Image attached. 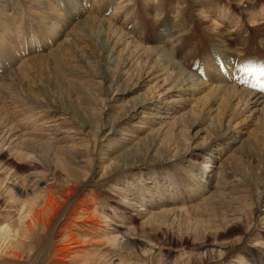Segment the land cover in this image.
I'll return each instance as SVG.
<instances>
[{"label":"rangeland","instance_id":"374dc122","mask_svg":"<svg viewBox=\"0 0 264 264\" xmlns=\"http://www.w3.org/2000/svg\"><path fill=\"white\" fill-rule=\"evenodd\" d=\"M263 7L0 0V226L18 232L0 244V264H62L70 234L82 253L63 264H264V108L215 95L210 112L196 114L190 100L171 105L175 121L153 106L170 87L174 100L188 79L212 78L218 54L261 67ZM199 88L191 94L202 109L213 95ZM226 124L239 133L219 140ZM89 210L100 225L85 220ZM35 211L41 222L28 233Z\"/></svg>","mask_w":264,"mask_h":264},{"label":"bare ground","instance_id":"6f19581e","mask_svg":"<svg viewBox=\"0 0 264 264\" xmlns=\"http://www.w3.org/2000/svg\"><path fill=\"white\" fill-rule=\"evenodd\" d=\"M51 6V5H50ZM57 7V6H56ZM260 13L264 16V7L260 10ZM219 21H221L222 19H226V15L225 13L223 12L222 14L219 15ZM219 21L216 20V19H213L212 21V24L213 25H219ZM260 26H263L264 28V21H261L259 23ZM258 25V26H259ZM79 26V25H77ZM76 26V27H77ZM110 26V23L109 25ZM113 28V27H112ZM213 28V27H212ZM110 30V29H109ZM112 30V29H111ZM58 31V30H57ZM263 31V30H262ZM109 32V31H108ZM116 32V31H114ZM112 33V32H110ZM55 34V32H54ZM113 34V33H112ZM53 35V34H52ZM112 37V36H111ZM227 37V36H226ZM68 40V39H67ZM64 42L66 41H63V44ZM136 44V43H135ZM60 45H62L60 43ZM109 45V44H108ZM129 45V44H127ZM131 46V45H130ZM134 46V45H132ZM135 47V46H134ZM142 46H140L141 48ZM138 49V47H137ZM143 49V48H142ZM141 49V50H142ZM113 51V50H111ZM144 51V50H142ZM151 51V50H150ZM155 51V50H154ZM153 51V52H154ZM158 51H160V49H158ZM163 52V51H161ZM147 54V52H145ZM144 53V54H145ZM158 53V52H157ZM141 54V53H140ZM143 54V55H144ZM159 54V53H158ZM221 55L218 54L217 57H214L211 58L210 60V67L213 69V77H208L210 78L208 81H200L198 80V82L196 81H189V79L187 80L188 83L185 85V89H184V92H185V95L186 96H189V98L187 99L186 96L184 94H179L177 95L178 98H175L174 100H172L171 98V95L174 94V93H178L176 92V88L174 87H170L168 89H166V92L164 93L163 97L160 101L157 100L156 103L153 104L154 106V110H157L159 111V113H161V110H164L166 112H169L172 110L171 112V115H173V119L176 121L178 120V118L180 117H176V115L180 112V110H177V108H172L171 105H176L179 106V108L182 106L181 103L184 102V101H187V100H190V102H192V107H191V110L193 112H195L197 114L198 111H201V112H205L204 108L206 107V110H208V112H210L211 110H213L214 108V105L216 102H217V99H214L215 95L217 97H219L218 99L220 101H222L221 99H224L225 96H230L232 97L231 98V101H233L235 103V106H243L244 108H246L247 110H250V109H253L254 108V112L256 113H259L262 108H264V89L261 88V85L264 84V75H261L260 74V66L259 65H256L254 66V62H251V64L249 65H252L254 66L253 68H250L252 70H247L245 68H243V65L241 63H237L235 62V60L233 61L232 59L230 58H225L223 57L222 60L219 59ZM163 58V57H162ZM166 58V57H165ZM169 58V57H168ZM157 63V62H156ZM169 63V62H168ZM173 63V62H172ZM171 63V65L173 66V64ZM160 64V63H159ZM161 65V64H160ZM248 65V64H247ZM261 65V64H260ZM262 65H264V62L262 63ZM165 68V66H163ZM167 67V66H166ZM174 68V67H173ZM170 69V67H169ZM176 70V69H174ZM173 70V71H174ZM172 71V70H171ZM172 73V72H171ZM170 73V75H171ZM165 76V75H164ZM182 76V74L180 75ZM179 76V77H180ZM207 76V75H205ZM184 77V76H182ZM168 77L166 78H163V80H167ZM192 78V77H191ZM207 78V77H206ZM185 80V78H184ZM195 80V79H194ZM185 82V81H184ZM216 83V84H215ZM180 85V84H179ZM178 85V86H179ZM200 85H202L204 88H208L210 89V92L208 91V93H211L213 96H212V102L210 101H205L203 103V107L202 109H199L200 108V105H199V99H197L196 97V94H191L192 93V90L196 91L195 89L199 88ZM200 89V88H199ZM167 96V97H166ZM210 96V95H209ZM229 97V98H230ZM169 99H171V101L169 102ZM214 99V100H213ZM227 99V97H226ZM225 99V100H226ZM216 101V102H215ZM228 104V101H226ZM170 104V105H169ZM241 104V105H240ZM216 105V104H215ZM142 106V105H141ZM185 106V105H184ZM234 106V107H235ZM180 108V109H181ZM225 108V107H224ZM232 108V107H231ZM225 109H228V106L227 108ZM225 109H222V110H219L218 113H216L215 117L217 116H224L226 113H225ZM236 110V109H235ZM234 110V111H235ZM230 111V110H229ZM238 111V110H237ZM239 112V111H238ZM158 113V115H159ZM194 113V114H195ZM193 114V113H192ZM236 114V113H235ZM180 115V114H178ZM201 115V114H200ZM169 116V115H168ZM168 116H164L162 114V116L158 117V118H168ZM172 119V118H171ZM214 119V117H213ZM180 120V119H179ZM219 124V123H218ZM214 125V123H213ZM11 127V126H10ZM9 127V128H10ZM193 127V126H192ZM221 127V126H220ZM8 128V129H9ZM5 129V127H4ZM7 129V128H6ZM7 129V130H8ZM6 130V131H7ZM2 131V130H1ZM231 130V128H229V124H226L224 125V131L223 133L217 135V138L219 140H227L229 141V138H227V136L229 134H231V136L234 134V133H239V132H235ZM13 133V132H12ZM1 135V134H0ZM9 135V133H8ZM235 135V134H234ZM4 136V134H3ZM13 136V134H12ZM230 136V135H229ZM6 138V137H5ZM216 138V140H218ZM231 138V137H230ZM15 139V138H14ZM20 139V138H19ZM12 140V139H11ZM239 140V139H238ZM16 141V140H15ZM194 142V141H193ZM12 143V142H11ZM232 143V142H231ZM196 144V143H195ZM196 147H201V145H196ZM203 147V146H202ZM198 150V149H197ZM215 149L212 150V152H214ZM175 154V153H174ZM176 155V154H175ZM215 163V162H214ZM12 164V163H11ZM17 165V164H16ZM15 166V165H14ZM220 167V166H219ZM219 167L217 166L216 169H219ZM215 168V166H214ZM1 169V168H0ZM220 170V169H219ZM208 172H211V171H208ZM216 172V171H215ZM2 172L0 171V179L2 178ZM4 173V172H3ZM199 175V174H198ZM198 175H195V176H198ZM223 175V174H222ZM222 175L219 174V177L222 178ZM4 177V175H3ZM198 178V177H197ZM208 178V177H207ZM203 184H202V187L204 190H207L209 189L210 185H209V182L208 180H203L204 179V176L203 175H200V177L198 178ZM2 181V180H1ZM221 182V179L220 181H218V185H220L219 183ZM222 187V186H221ZM221 192V191H220ZM49 194V192H48ZM50 195V199H49V202L48 204H50L51 206H56L55 205H52L54 204L53 201H54V198H53V195L49 194ZM49 198V197H48ZM124 204H126L128 207H135V206H138V204L135 202L134 199L130 200L128 198H124ZM171 203V202H170ZM169 204V203H168ZM49 205V206H50ZM48 206V205H47ZM125 206V205H124ZM139 207V206H138ZM125 208V207H124ZM157 208V207H156ZM132 209V208H131ZM169 209V208H168ZM92 210V209H91ZM90 211V210H89ZM149 211V209H147V207H145V205L141 206L140 208V213L142 215H147V213ZM42 211H35L33 212L32 214L29 212V216L28 218L24 221L25 224V227H26V231L28 233H32L34 232L33 231V228H37L39 225H40V222H41V215H42ZM81 213V212H80ZM87 213V212H86ZM98 213V212H96ZM165 213V212H164ZM24 212H23V209L21 210V215H23ZM27 214V213H26ZM85 214V213H84ZM83 214V215H84ZM80 215V214H79ZM86 215V214H85ZM84 215V216H85ZM98 215V214H97ZM97 215L95 213H93V211H90L88 212V216L85 217V220L89 221V222H92L94 223L93 225H98L99 223L97 222ZM144 216V217H145ZM100 217V216H99ZM98 217V218H99ZM150 217V216H149ZM83 218V217H82ZM102 218V217H100ZM25 217H20L19 220H24ZM104 221L105 218L103 219ZM102 222V221H100ZM103 223V222H102ZM48 225V224H46ZM84 225V224H83ZM86 225V223H85ZM100 225V224H99ZM88 226V225H87ZM94 227V226H91V228ZM117 227V226H116ZM86 228V227H85ZM101 228V227H100ZM119 228V227H118ZM94 229V228H93ZM97 228H95L96 230ZM97 231V230H96ZM90 234V233H89ZM93 234V233H92ZM69 235V234H68ZM18 237V232L17 231H14V230H11V227L10 225H2L0 226V244L2 242L7 241L9 240V243H10V240H15L16 238ZM66 237H69V242H67V244L61 248L60 250V257L57 259V262H60V263H64L67 261V257H70L72 256L75 260L77 256H79L80 253H82V245L80 244V241L77 239V237L81 238L79 235L78 236H75L73 234H70L69 236H66ZM84 251V249H83ZM14 255L17 257V256H20L19 252L15 249V252H13ZM84 253V252H83ZM81 258V257H79ZM69 260V259H68ZM78 260V259H77ZM68 262V261H67Z\"/></svg>","mask_w":264,"mask_h":264},{"label":"snow or ice","instance_id":"6c2138e0","mask_svg":"<svg viewBox=\"0 0 264 264\" xmlns=\"http://www.w3.org/2000/svg\"><path fill=\"white\" fill-rule=\"evenodd\" d=\"M247 70H252V69H246V71H247ZM259 71H260V74H261V75H264V65H262V66L260 67ZM261 88L264 89V84L261 85Z\"/></svg>","mask_w":264,"mask_h":264}]
</instances>
